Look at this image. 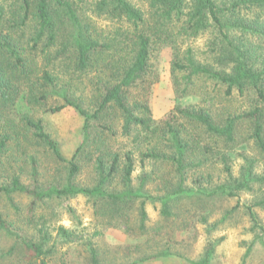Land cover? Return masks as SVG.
Segmentation results:
<instances>
[{
	"label": "trees",
	"instance_id": "1",
	"mask_svg": "<svg viewBox=\"0 0 264 264\" xmlns=\"http://www.w3.org/2000/svg\"><path fill=\"white\" fill-rule=\"evenodd\" d=\"M199 40L202 47L193 46ZM164 50L174 96L196 102L157 122L150 96ZM235 101L238 108L210 111L213 103ZM65 108L82 120L70 158L35 116ZM243 131L249 137L242 140ZM117 134L131 149L114 148ZM249 141L257 157L236 151ZM133 150L142 170L137 187ZM40 152L53 164L43 177ZM232 154L244 163L236 176ZM83 159L94 168L93 186L76 183ZM208 165L224 175L215 195L264 185V0H0V200L39 235L28 236L0 212V264L55 261L56 247L46 246L44 231L59 221L52 203L79 196L91 208L95 235L108 231L135 242L125 248L139 249L150 229L145 206L158 203L162 218H182L183 226L185 215L172 208L213 183ZM23 166L28 185L21 181ZM23 196L29 203L22 209L15 201ZM247 212L252 219V209ZM57 232L65 243L75 237L62 225ZM84 247L87 264H102L95 248ZM209 251L187 264H210ZM170 255L164 249L143 261Z\"/></svg>",
	"mask_w": 264,
	"mask_h": 264
},
{
	"label": "rangeland",
	"instance_id": "2",
	"mask_svg": "<svg viewBox=\"0 0 264 264\" xmlns=\"http://www.w3.org/2000/svg\"><path fill=\"white\" fill-rule=\"evenodd\" d=\"M202 45V40L193 44L195 47H202ZM170 60L169 50L162 51L160 78L153 86L150 96L152 117L157 122L163 120L176 106H186L196 102V98L177 99L174 96L169 72ZM240 105L236 101L231 104L216 102L212 104L210 111L215 115L220 108L225 106H228V109L238 108ZM244 107L243 104L239 110H244L246 108ZM35 116L40 117L46 132L57 142L63 156L70 158L81 141L82 120L77 113L73 109L65 108L54 114L38 112ZM248 135L246 131L241 132L242 140L249 137ZM111 143L120 153L131 149L129 143L126 144L125 139L119 134L112 139ZM133 151L135 170L132 174V185L137 187L142 170L139 167L138 155L135 150ZM236 151H244L248 158L257 157V149L251 141L242 143ZM231 157L232 173L236 176L244 163L236 154H232ZM38 158L43 177L47 174L46 170L53 164L43 152L38 154ZM86 161L83 159L80 163L81 170L76 177V183L80 187L93 186L96 181L94 168ZM18 167L20 166H15L16 169ZM23 167L19 171L22 175L21 181L28 185L29 168ZM261 168L262 161L256 169L257 174L261 172ZM145 169L149 171L150 165ZM205 171L213 176V183L202 185V194L195 193L192 200H181L172 208L176 216L185 215L187 222L183 226L182 218L178 220L162 218L158 203H148L145 206L147 225L150 229H148L149 235L144 237L139 249L125 248V245H133L135 242L125 238L116 239L115 235L108 231L104 233V236L95 235L92 211L83 197L66 198L61 202L52 203L59 221L52 222L48 231L44 230L49 235L46 246L55 245L57 250L55 261L52 260L50 264H87L84 259L87 248L84 246L95 248L102 264H187L188 261L202 259L209 250L210 264H264V206L260 205L264 185L254 183L250 189L238 190L234 192V196L230 197L215 195L213 188L224 182V175L220 173L217 166L208 165ZM199 199L201 201L197 202ZM15 202L23 209L29 203V199L25 196L18 197ZM184 206L187 207L188 212L181 211ZM248 208L252 209V219L248 215ZM0 212L5 219L28 233V236L37 239L39 235L33 225L28 223V227H25L26 223L24 222L23 225L6 201L0 200ZM253 219L257 226H254ZM131 220H135L134 215ZM59 225L74 233L75 237L70 243H65L58 234L57 226ZM124 228L121 226L122 230ZM113 243L123 245L124 248L114 249ZM2 244L3 248H8L4 241ZM164 249L172 255L160 260L143 261V256L154 255ZM63 255L67 258L65 256L66 259L61 262L60 257L63 258Z\"/></svg>",
	"mask_w": 264,
	"mask_h": 264
}]
</instances>
